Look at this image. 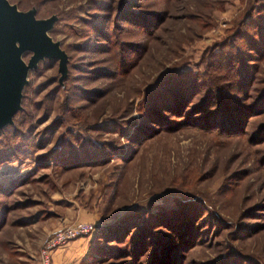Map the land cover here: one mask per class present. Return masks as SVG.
<instances>
[{
    "label": "rangeland",
    "instance_id": "1",
    "mask_svg": "<svg viewBox=\"0 0 264 264\" xmlns=\"http://www.w3.org/2000/svg\"><path fill=\"white\" fill-rule=\"evenodd\" d=\"M6 1L54 18L45 34L66 63L63 79L56 60L28 69L20 110L0 129V264H39L42 243L76 223L93 227L78 238L82 252L73 240L51 264L54 253L60 264H165L174 255L180 264H264V142L255 144L264 114L241 130L218 113L197 121L210 129L192 126L199 116L189 107L184 127L155 116L165 130L142 114L180 77L195 93L190 106L208 99L203 116L253 108L264 89V0ZM185 223L197 242L164 254ZM122 229L128 236L110 241L107 232ZM99 232L108 237L96 240ZM137 241L145 252L136 258L94 261L93 247L125 253Z\"/></svg>",
    "mask_w": 264,
    "mask_h": 264
},
{
    "label": "trees",
    "instance_id": "2",
    "mask_svg": "<svg viewBox=\"0 0 264 264\" xmlns=\"http://www.w3.org/2000/svg\"><path fill=\"white\" fill-rule=\"evenodd\" d=\"M258 54H259V52L257 53V55ZM227 60L228 61L231 60L232 63L234 62V60H232L231 57H228ZM246 66H249V65L244 64L245 68H247ZM249 69H251V67H249ZM183 75L186 76V74H183ZM185 78L186 77H180L179 82L176 80L174 83L175 88L170 89L167 86H164L163 91L155 94L154 98L152 99L153 102L151 101V105L149 107L147 106L143 111L142 114H143V116H145V120L151 124L152 123L156 124L158 126L159 130H165V129H162L164 126L162 124H160L158 120L155 121V119H153V118H155V116L158 115V117L160 119H162V113L166 112L167 114H169L171 117L174 118L172 123L174 125H178L180 127V126H183V125H181L183 123V120H184V119H182L183 111L188 107H189L188 112H192L193 114H198V116H199L197 119H195V123L192 126H195V127L199 126L203 130L210 129V126H208L207 124H206V126H203V124H204L203 122L210 123L209 117L210 118L213 117L216 113H218L219 116L220 115L225 116V122H226L225 124L226 125H227V123H230L232 125L235 122V125L238 126V128L240 130L247 123V121L250 118H257V117L261 116L262 114H264V102H263L264 101V89H263L262 93H260V96L257 99L258 102L256 101L254 103L255 105L253 108L247 107L244 105L233 106V107H231V106L230 107L219 106V109L216 112L214 111L215 113L214 112L207 113L205 116H203L201 114H203L204 112H206L209 109L210 103H208L209 101H208V99H206L205 101H202V102L195 104V105L192 104L190 106L191 100H192L193 96L195 95V93L191 92L192 91L191 87L187 88V80L188 79L187 78L185 79ZM247 80H248L247 83L250 82L249 85H251L253 83L252 75H248ZM260 84H264V82H262ZM240 92H241L240 94L241 95L243 94L244 97H246L248 94V93L246 94V92H243V89L240 90ZM13 116H12V118H13ZM197 121H201L203 124H199ZM186 124H188V123H186ZM4 127H2V128H4ZM206 128H208V129H206ZM258 129L260 131L259 133H263L264 132V125L260 126ZM262 142H264V138H259L255 144H259ZM93 162L94 161L91 160L90 164ZM185 208L187 211H189V210L191 211V208L189 209V207H187V206ZM200 210L202 213L205 212L204 209H200ZM181 213H182V211H181ZM186 214L187 213H185V215ZM185 215H183V216H185ZM126 217H128V218L132 217L133 220L137 221V215H135V214H128ZM148 218L150 220V217H148ZM190 219H192V217ZM127 222L131 223V220L129 219V220H127ZM186 223L182 226V228H183L182 232L173 233L171 231L170 234H171V238L173 239V243L172 244H169V243L162 244V246L159 248L161 251H163L164 254H166V252L169 253L168 250H172L174 252H176V251L184 252L185 250L190 248L189 246L192 245V242H197L196 240L193 241L192 229H190V226L189 225L187 226ZM149 224H154V223H149ZM133 226L134 225L129 227L127 229V231H129L130 229H134ZM140 230L142 231V233L147 232V230L144 227L141 228ZM124 232H125V229H122L120 231H117V230L116 231H108L107 233L110 234L109 237L112 238V239H110V241H115L117 243H120L119 238L121 235H123L124 237L128 236L126 233L124 234ZM107 237L108 236L106 235V233L103 234V232H99L97 234V236L95 237V239L96 240H99V239L105 240ZM154 242L156 243L157 241H153V243ZM156 245L158 246L159 243H156ZM129 246H131V248L129 249V251H127V252L125 251V253L121 252V251L118 252V251L113 250V249L93 247V249L95 250V251H93V254H96V256H98L94 261L102 262V260H104V258H106V257H108V258H120V257H122L123 254H125L124 255L125 257L133 259V258H136V257L144 254V252H145L144 245L141 244L139 241H137L136 243L129 242ZM168 248H170V249H168ZM111 251H113V252H111ZM180 256L181 255H176V256L174 255V256L169 257L167 259L168 263H165V264H180L179 261L182 259ZM171 260H173V262H171ZM158 264H160V263H158Z\"/></svg>",
    "mask_w": 264,
    "mask_h": 264
},
{
    "label": "water",
    "instance_id": "3",
    "mask_svg": "<svg viewBox=\"0 0 264 264\" xmlns=\"http://www.w3.org/2000/svg\"><path fill=\"white\" fill-rule=\"evenodd\" d=\"M54 18L36 20L34 12L20 13L6 0H0V129L11 124L20 110V92L28 69L42 59L56 60L60 79L65 76V54L46 36ZM24 52L31 54L26 65Z\"/></svg>",
    "mask_w": 264,
    "mask_h": 264
},
{
    "label": "built area",
    "instance_id": "4",
    "mask_svg": "<svg viewBox=\"0 0 264 264\" xmlns=\"http://www.w3.org/2000/svg\"><path fill=\"white\" fill-rule=\"evenodd\" d=\"M93 231V227L87 223H76L55 230L42 243L38 254L39 264H51V254L64 248L71 241L84 237Z\"/></svg>",
    "mask_w": 264,
    "mask_h": 264
},
{
    "label": "crops",
    "instance_id": "5",
    "mask_svg": "<svg viewBox=\"0 0 264 264\" xmlns=\"http://www.w3.org/2000/svg\"><path fill=\"white\" fill-rule=\"evenodd\" d=\"M71 248H74L75 250H80L82 252V243H81V240L77 239V240H74L72 243H71ZM70 248V249H71ZM60 254L59 253H54L53 256H52V264H60ZM65 258V257H64ZM70 261V256L67 257Z\"/></svg>",
    "mask_w": 264,
    "mask_h": 264
}]
</instances>
